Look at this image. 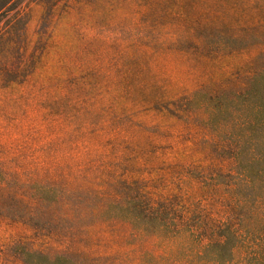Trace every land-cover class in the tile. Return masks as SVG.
Here are the masks:
<instances>
[{"label": "rangeland", "instance_id": "374dc122", "mask_svg": "<svg viewBox=\"0 0 264 264\" xmlns=\"http://www.w3.org/2000/svg\"><path fill=\"white\" fill-rule=\"evenodd\" d=\"M261 111L264 0H0V264H164L130 198L231 169Z\"/></svg>", "mask_w": 264, "mask_h": 264}, {"label": "trees", "instance_id": "16d2710c", "mask_svg": "<svg viewBox=\"0 0 264 264\" xmlns=\"http://www.w3.org/2000/svg\"><path fill=\"white\" fill-rule=\"evenodd\" d=\"M259 122L264 128V111ZM233 150L227 171H187L174 202L139 192L130 198L125 218L157 240L162 263L264 264V142Z\"/></svg>", "mask_w": 264, "mask_h": 264}]
</instances>
